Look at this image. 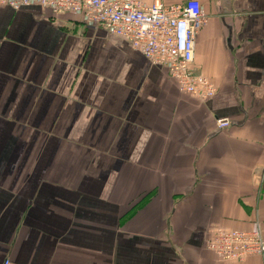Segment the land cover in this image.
I'll use <instances>...</instances> for the list:
<instances>
[{
  "label": "crops",
  "instance_id": "obj_1",
  "mask_svg": "<svg viewBox=\"0 0 264 264\" xmlns=\"http://www.w3.org/2000/svg\"><path fill=\"white\" fill-rule=\"evenodd\" d=\"M193 1L205 102L79 16L0 7V264H264L207 249L264 239V0Z\"/></svg>",
  "mask_w": 264,
  "mask_h": 264
},
{
  "label": "built area",
  "instance_id": "obj_2",
  "mask_svg": "<svg viewBox=\"0 0 264 264\" xmlns=\"http://www.w3.org/2000/svg\"><path fill=\"white\" fill-rule=\"evenodd\" d=\"M29 5H39L54 15L79 16L87 26L126 41L152 65L162 67L179 93L204 102L216 95L210 80L192 69L194 41L206 23L197 1L165 6L161 0H153L146 6L143 0H0V7L13 10ZM216 125L222 130L231 122L217 119ZM207 249L222 261L241 262L250 256H264V239L259 228L219 230L208 241ZM2 264L16 263L6 259Z\"/></svg>",
  "mask_w": 264,
  "mask_h": 264
}]
</instances>
